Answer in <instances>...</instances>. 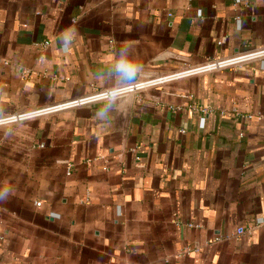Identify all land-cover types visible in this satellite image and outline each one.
<instances>
[{
	"label": "crops",
	"instance_id": "0c3cea01",
	"mask_svg": "<svg viewBox=\"0 0 264 264\" xmlns=\"http://www.w3.org/2000/svg\"><path fill=\"white\" fill-rule=\"evenodd\" d=\"M121 47L136 82L243 54L264 0H0V116L135 83ZM130 96L127 130L98 103L0 125V264H264L260 63Z\"/></svg>",
	"mask_w": 264,
	"mask_h": 264
},
{
	"label": "built area",
	"instance_id": "2783aa9c",
	"mask_svg": "<svg viewBox=\"0 0 264 264\" xmlns=\"http://www.w3.org/2000/svg\"><path fill=\"white\" fill-rule=\"evenodd\" d=\"M235 1L237 4H241V3L247 2L248 0H235ZM238 23H240V19H238ZM252 62H259L261 69L264 70V47L254 49V50H251L243 54H237V55H233V56L226 57V58L209 60L198 67L186 68L182 70L181 72L168 76V77L139 81V82H135L132 84L118 87L121 89V92H122V95L120 98L136 94L146 88L162 84L169 80L180 79V78H185V77L205 74V73L220 72L223 70H235L237 68L250 64ZM105 91L106 90H96L94 93H92L89 96L79 98L71 102L59 105V106H55V107L44 109V110L33 111V112L26 113V114L18 115V116L15 115V116L7 118V121L5 124L14 123V122H17L18 120L29 119V118L31 119V118H36L39 116H44L51 112H57V111L64 110V109H70V108H75V107L96 104L98 101H102V95ZM259 117L264 118V114L260 115ZM202 125H204V119H202ZM240 137L243 138L244 135L240 134ZM36 205L41 206V203L37 202ZM256 223L258 226H264V218L257 219ZM187 226L190 228L200 227L198 224H195V223H189ZM215 240L220 241L221 238H216Z\"/></svg>",
	"mask_w": 264,
	"mask_h": 264
},
{
	"label": "clouds",
	"instance_id": "9594fccd",
	"mask_svg": "<svg viewBox=\"0 0 264 264\" xmlns=\"http://www.w3.org/2000/svg\"><path fill=\"white\" fill-rule=\"evenodd\" d=\"M74 30L70 32L65 30L61 32L58 39L63 46L67 49L72 43ZM117 59L111 70V77L113 79L119 78L121 84L136 82L140 76L142 66L137 63L133 58L128 55V49L117 48ZM122 92L120 88H108L102 95V101L97 103L101 106L97 110V116L100 119H105L108 115V110L116 107ZM6 117L0 116V124H5ZM10 194V189L0 187V200H6Z\"/></svg>",
	"mask_w": 264,
	"mask_h": 264
},
{
	"label": "water",
	"instance_id": "95a60500",
	"mask_svg": "<svg viewBox=\"0 0 264 264\" xmlns=\"http://www.w3.org/2000/svg\"><path fill=\"white\" fill-rule=\"evenodd\" d=\"M131 107H132V97L128 98H120L115 109L118 113L116 116V123L122 124V129L127 130V126L129 123L130 113H131Z\"/></svg>",
	"mask_w": 264,
	"mask_h": 264
}]
</instances>
